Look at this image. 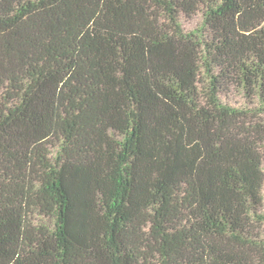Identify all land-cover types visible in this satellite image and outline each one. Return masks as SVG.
<instances>
[{"label":"trees","instance_id":"trees-1","mask_svg":"<svg viewBox=\"0 0 264 264\" xmlns=\"http://www.w3.org/2000/svg\"><path fill=\"white\" fill-rule=\"evenodd\" d=\"M263 189L264 0H0V264H264Z\"/></svg>","mask_w":264,"mask_h":264},{"label":"rangeland","instance_id":"rangeland-1","mask_svg":"<svg viewBox=\"0 0 264 264\" xmlns=\"http://www.w3.org/2000/svg\"><path fill=\"white\" fill-rule=\"evenodd\" d=\"M199 21H200V16H197V17H195L194 19L189 20L187 23L184 22V24H185V26H186L187 28H192V27L195 26ZM232 96H234V94H233ZM236 98H239L240 101H243V100H244L243 97H242L241 95H240V96H239V95H236ZM263 194H264V189H263Z\"/></svg>","mask_w":264,"mask_h":264}]
</instances>
